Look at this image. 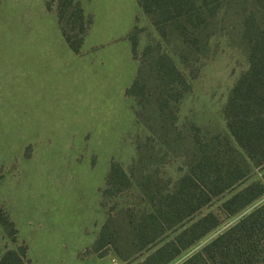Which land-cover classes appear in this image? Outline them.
<instances>
[{"label": "rangeland", "instance_id": "374dc122", "mask_svg": "<svg viewBox=\"0 0 264 264\" xmlns=\"http://www.w3.org/2000/svg\"><path fill=\"white\" fill-rule=\"evenodd\" d=\"M57 2L0 0V204L14 225L0 221V258L24 245L28 264H132L114 249L128 255L133 248L129 221L149 208L144 185L173 188L201 150L218 149V137L230 136L225 106L249 69L242 15L255 10L264 22V9L253 0L232 1L213 21L208 36L186 44L170 25L162 35L139 6L129 14L128 33L137 41L133 54L142 70L137 97L128 96L127 89L120 95L118 82L102 98L78 93L82 85L73 79L59 81L54 89L55 84L39 77L28 92L31 84L25 85L21 53L26 19L50 18ZM89 2L84 0L90 26L106 29L111 13ZM120 12L124 17L127 11ZM167 56L186 85L164 83L161 68ZM163 99L168 103L161 108ZM113 162L124 167L132 183L120 192L102 194ZM262 177L263 170L254 168L248 182ZM230 196L216 197L197 215H221ZM262 203L264 194L231 216L221 215L217 227L167 264H181ZM105 224L115 239L97 243Z\"/></svg>", "mask_w": 264, "mask_h": 264}, {"label": "trees", "instance_id": "16d2710c", "mask_svg": "<svg viewBox=\"0 0 264 264\" xmlns=\"http://www.w3.org/2000/svg\"><path fill=\"white\" fill-rule=\"evenodd\" d=\"M232 1L237 0H139V5L162 35L170 25L186 44H195L204 33L210 34L213 21ZM253 1L259 9H264V0ZM56 11L66 42L79 53L91 18L85 14L80 0H58ZM243 14L249 69L238 79L225 106L230 136L218 137V149L201 150L173 188L151 190L150 185H144L149 208L129 221L133 248L128 250V255L114 249L123 260H132V264H167L217 227L221 215L231 216L264 194V22L259 21L255 10ZM128 38L136 55L135 36ZM165 58L167 62L161 68L164 83L168 87L186 85L174 61ZM141 74L138 67L134 82L126 90L128 96L140 94ZM167 103L168 99H163L161 106ZM254 168H261L263 177L248 182ZM131 183L124 167L113 162L102 194L120 192ZM227 192L231 196L222 203L221 215L214 212L197 215L213 199ZM0 221L8 227L14 226L1 204ZM11 234L16 235L14 228ZM115 236L105 224L97 243H111ZM28 263L24 245L8 249L0 258V264ZM181 264H264V203Z\"/></svg>", "mask_w": 264, "mask_h": 264}, {"label": "crops", "instance_id": "0c3cea01", "mask_svg": "<svg viewBox=\"0 0 264 264\" xmlns=\"http://www.w3.org/2000/svg\"><path fill=\"white\" fill-rule=\"evenodd\" d=\"M80 1L87 15L84 0ZM89 3L111 15L104 22L108 25L106 29L97 31L94 23L89 27L81 53H76L66 42L56 10V13H48L50 18L43 14L40 18L26 19L25 47L21 53L26 68L25 85L31 84L28 92L35 89L38 77L40 82L55 84L54 89H57L59 81L73 79L82 85L78 93L83 91L102 98L112 94L114 82L120 84V95L134 82L138 63L128 38L129 14L131 16V11L140 8L139 0H90ZM44 6L41 8L48 9L47 5L46 8ZM120 11H127L124 17Z\"/></svg>", "mask_w": 264, "mask_h": 264}, {"label": "built area", "instance_id": "2783aa9c", "mask_svg": "<svg viewBox=\"0 0 264 264\" xmlns=\"http://www.w3.org/2000/svg\"><path fill=\"white\" fill-rule=\"evenodd\" d=\"M111 264H122V263H119L117 260H113Z\"/></svg>", "mask_w": 264, "mask_h": 264}]
</instances>
